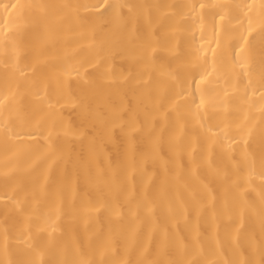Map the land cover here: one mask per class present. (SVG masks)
<instances>
[{
  "label": "bare ground",
  "instance_id": "bare-ground-1",
  "mask_svg": "<svg viewBox=\"0 0 264 264\" xmlns=\"http://www.w3.org/2000/svg\"><path fill=\"white\" fill-rule=\"evenodd\" d=\"M0 264H264V0H0Z\"/></svg>",
  "mask_w": 264,
  "mask_h": 264
}]
</instances>
